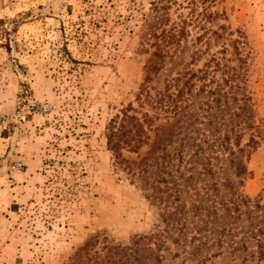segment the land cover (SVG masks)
<instances>
[{"label": "rangeland", "instance_id": "1", "mask_svg": "<svg viewBox=\"0 0 264 264\" xmlns=\"http://www.w3.org/2000/svg\"><path fill=\"white\" fill-rule=\"evenodd\" d=\"M164 4L0 0V264H118L112 246H132L140 236L158 233L164 226L159 202L146 196L152 189H143L137 168L133 173L115 163L107 126L129 103L139 116L148 112L158 129L149 132L148 144L138 153H123L137 162L146 155L159 162V152L152 150L159 128L175 121L172 112L159 106V91L171 85L170 92L177 93L182 75L199 73L212 57L234 67L236 81L226 83L222 71L205 80L194 78L193 92L178 104L210 103L207 112L196 110L205 122L198 125L218 122L224 135L228 125H236L234 113L249 97L248 122L236 126L243 134L248 173L241 185L235 167L226 162L229 169L216 177L229 178L258 200L264 221V0L169 1L165 26L187 20L186 35L169 46L161 69L145 82L155 50L150 44L157 40L146 37L147 26H159ZM210 13L213 17L207 18ZM204 82L208 89L221 85L228 103L216 102L214 94H197ZM231 82H238L239 90L230 88ZM210 120L213 125L207 124ZM250 137L256 143L246 146ZM176 141L170 149L179 145ZM185 157L183 163L175 158L169 168L168 179L181 186L180 174L191 166L186 165L190 156ZM157 241L150 245L156 248ZM174 247L163 251V264H198L183 263L184 255L174 257ZM250 252L246 260L217 258L204 264H264ZM146 260L155 262L153 256ZM125 264L139 263L132 255Z\"/></svg>", "mask_w": 264, "mask_h": 264}, {"label": "trees", "instance_id": "2", "mask_svg": "<svg viewBox=\"0 0 264 264\" xmlns=\"http://www.w3.org/2000/svg\"><path fill=\"white\" fill-rule=\"evenodd\" d=\"M169 1L171 0H166V4L159 8L161 12L163 11L159 16V26L155 24L147 26L149 32H146V37L147 35L155 36L157 40L150 44V47H154L155 50L147 63L149 74L146 75L145 82L150 80L151 72L161 69V62L169 53L167 50L169 46L181 42L182 37L186 35L187 20L182 21L181 26L179 23L177 26L173 23L170 28H166L165 25L170 22L167 11L170 8L167 4ZM207 16V18L213 17L212 13ZM220 28L226 29V26L222 25ZM213 34L222 36V33L218 31H213ZM7 47L9 49L10 45ZM235 48L236 53L239 54V47ZM239 59L244 62L243 59ZM213 63H215L214 66ZM217 71L227 75L224 79L226 83L237 79L234 67L212 57L204 63L199 73L182 75L184 81L183 84H176L177 93L170 92L171 85H167L164 91H159L157 100L159 106L166 109V112H172L175 117L172 124L164 129L159 128V139L155 140L152 149L153 152H159V162H152L147 155L137 162L123 153L125 149L138 153L141 147L148 144L149 132L158 129V127L153 128L155 117L148 112H143L139 116L133 104L129 103L110 120L107 126V142L114 152L115 163L133 173L136 172L135 168L138 169L137 175L143 189H152V193H147L146 196L159 202L160 222L164 224L158 233L140 236L132 246H112L111 254L115 257L120 256V260L116 263L125 264L126 259L134 255L139 264H163L165 260L163 251L172 249V245L175 246L174 257L184 255L183 263L189 259L197 260L198 264H204L217 258H226L233 263L238 258L249 254L250 249H257L250 252L251 256L258 254L260 262L264 260V221L259 214L260 202L258 200L255 202L251 197L243 194L229 178L222 181L216 177L220 170L229 169L225 166L226 162L228 166L235 167V175L240 179L238 182L241 185L244 176L248 173L242 159V154L246 151L245 146H241L240 138L243 134L241 130L236 129V126L243 125L242 122H248L250 115L247 117L246 113L250 114L247 103L249 97L243 94L246 103L240 107L241 112L234 113L235 118L238 119L236 125L227 126L226 124L228 132L224 135L220 134L221 124L217 122L213 125V120L207 123L213 125L211 127L198 125L205 122L200 119L196 110L207 112L206 107H210V103L203 101L199 104H178L183 99V95L193 92L194 78L205 80L211 72L214 77ZM182 78L179 77L177 80ZM230 88L239 90V83L231 82ZM145 91L146 87L141 88L138 96L140 97ZM202 93L216 95V102L225 100L228 103V93L221 90V85L208 89V84L204 82L197 90V94ZM131 111L134 112L131 113ZM234 133L235 136H233ZM249 139L246 146L256 143L253 137ZM176 140L180 141L179 145L170 149L177 142ZM232 143L237 150L233 148ZM226 153L228 157L223 158ZM186 155L190 156L186 165L191 166L186 168V172L180 174L184 182L181 186L168 179L172 175L169 168L175 158H179L181 163L185 162ZM219 162L222 164L216 170ZM199 166L201 168H198ZM187 171L188 174H186ZM157 238L156 248H153L150 241L153 242ZM143 250L144 253H142ZM146 251L149 252L146 253ZM148 256H153L155 262H148L146 260ZM243 260L246 258L244 257Z\"/></svg>", "mask_w": 264, "mask_h": 264}, {"label": "built area", "instance_id": "3", "mask_svg": "<svg viewBox=\"0 0 264 264\" xmlns=\"http://www.w3.org/2000/svg\"><path fill=\"white\" fill-rule=\"evenodd\" d=\"M17 166H18V167H21V166H22V164H21V163H19Z\"/></svg>", "mask_w": 264, "mask_h": 264}]
</instances>
